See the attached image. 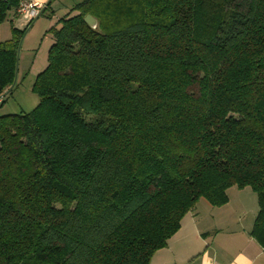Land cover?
<instances>
[{
	"label": "trees",
	"instance_id": "1",
	"mask_svg": "<svg viewBox=\"0 0 264 264\" xmlns=\"http://www.w3.org/2000/svg\"><path fill=\"white\" fill-rule=\"evenodd\" d=\"M21 2L0 0V25ZM73 10L36 108L0 117V264H149L199 200L221 207L233 187L256 194L264 252V0ZM21 37L0 39V105Z\"/></svg>",
	"mask_w": 264,
	"mask_h": 264
},
{
	"label": "rangeland",
	"instance_id": "2",
	"mask_svg": "<svg viewBox=\"0 0 264 264\" xmlns=\"http://www.w3.org/2000/svg\"><path fill=\"white\" fill-rule=\"evenodd\" d=\"M83 1L44 0V5L50 2L49 8L34 19L32 24L14 17L12 23L5 21L0 25L2 41L12 37V27L22 33L18 50L16 82L11 94L0 105V117L26 114L36 108L39 99L33 91V85L36 77L47 66L48 53L54 43L52 30L60 28L59 22L62 18L75 15L76 11L73 9ZM227 197V203L221 207H213L205 200H199L195 205V218L209 221L214 225L220 218H227L229 215L232 219L240 217L246 220L257 215V197L249 187L230 188L227 191ZM225 210H229L230 213L228 211V215L224 214ZM253 213L255 216H252Z\"/></svg>",
	"mask_w": 264,
	"mask_h": 264
},
{
	"label": "crops",
	"instance_id": "3",
	"mask_svg": "<svg viewBox=\"0 0 264 264\" xmlns=\"http://www.w3.org/2000/svg\"><path fill=\"white\" fill-rule=\"evenodd\" d=\"M23 1L46 6L44 0ZM194 210L182 219L178 232L153 254L149 264H264L263 249L251 236L254 213L250 221L229 215L212 225L195 218ZM228 211L223 213L228 215Z\"/></svg>",
	"mask_w": 264,
	"mask_h": 264
},
{
	"label": "built area",
	"instance_id": "4",
	"mask_svg": "<svg viewBox=\"0 0 264 264\" xmlns=\"http://www.w3.org/2000/svg\"><path fill=\"white\" fill-rule=\"evenodd\" d=\"M45 7L35 1H23L16 10V17L30 22L40 16Z\"/></svg>",
	"mask_w": 264,
	"mask_h": 264
},
{
	"label": "water",
	"instance_id": "5",
	"mask_svg": "<svg viewBox=\"0 0 264 264\" xmlns=\"http://www.w3.org/2000/svg\"><path fill=\"white\" fill-rule=\"evenodd\" d=\"M50 3V2H49ZM48 3V4H49ZM47 4V5H48ZM84 22L90 27V28H92V29H96V27H97V21H96V19L95 18H93L92 16H90V15H88V16H86L85 18H84ZM19 46H20V44H19ZM19 46H18V50H19ZM17 65H18V57H17V64H16V70H15V78H14V82H13V84H12V86H11V88L3 95V96H6L12 89H13V87H14V85H15V82H16V73H17Z\"/></svg>",
	"mask_w": 264,
	"mask_h": 264
}]
</instances>
